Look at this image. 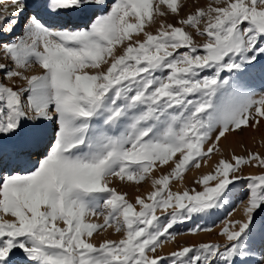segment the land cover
Instances as JSON below:
<instances>
[{"label": "snow or ice", "instance_id": "6c2138e0", "mask_svg": "<svg viewBox=\"0 0 264 264\" xmlns=\"http://www.w3.org/2000/svg\"><path fill=\"white\" fill-rule=\"evenodd\" d=\"M160 3L177 17L183 7ZM215 3L156 34L146 22L168 13L152 0L0 4V264H264V173L242 168H264V155L221 158L195 182L202 190L170 188L221 138L264 118L254 91L257 81L264 89V0ZM33 63L42 72L26 75ZM163 166L135 205L109 186ZM237 186L246 219L228 222L223 245L158 251L175 225L223 207ZM106 228L124 238L91 242Z\"/></svg>", "mask_w": 264, "mask_h": 264}, {"label": "rangeland", "instance_id": "374dc122", "mask_svg": "<svg viewBox=\"0 0 264 264\" xmlns=\"http://www.w3.org/2000/svg\"><path fill=\"white\" fill-rule=\"evenodd\" d=\"M8 2L9 0H0V4ZM178 2L182 4L183 7L179 16L177 17L176 15L171 14L166 4L160 3V0H152L154 8L156 5H159V9L168 14L165 16H160L159 13L154 10L153 22H146L145 30L156 34L162 23L165 25L173 24L175 26H181L177 23V20L186 18L187 15L194 13L196 9L204 8L206 10L210 4L214 7L218 6L215 3V0H178ZM129 20L130 22H135V17L130 16ZM206 22V19L201 21L200 27L203 28ZM186 30L194 35V39L197 43H203L206 40L205 36L196 35L194 28L186 27ZM19 32L20 29L18 27L16 34H19ZM136 38L143 39L144 37L143 34H140ZM120 51L121 50L119 46H117V52ZM88 71L91 72L94 71V69H88ZM41 72L42 68L38 64L33 63L27 69L25 74L31 76L34 74H40ZM15 83L19 86L25 85V82L19 79H17ZM256 84L257 86L254 88V91L257 93L264 92V89H261L258 86V81ZM256 98L258 99L259 96ZM208 146L209 145L207 144L204 146L205 151ZM249 153H259L264 155V118H261V123L257 127H247L242 132H232L227 134L226 138H221L220 142L216 145V151L211 155V158L207 164H204L203 161H201V167L196 168L193 166L190 169H187L182 180L170 181V188L172 191H183L186 189L191 190L193 188L196 190H202L201 186L195 182L198 181L202 175L212 172L215 168V165L221 158L225 160H231L233 154L237 156H247ZM252 163L254 164L256 162ZM242 168L243 174L245 175L264 173V168L260 166H252V164L242 165ZM170 170V167L167 166L158 168L154 167L152 172L148 174V177L139 183L128 182L126 180L120 181L118 178H110L111 182L109 186L115 188L118 192L126 193V198L129 200V202L135 205V199L137 196L147 198L149 193L155 190L152 184V179L159 178L160 176L167 174ZM244 192L245 189L242 186H237V188L233 190V195L229 199L225 200L223 207L213 210L211 214L196 217L192 220L175 225L171 230L176 234L175 239L165 241L158 251L162 255H168L171 252L176 251L178 248H182L184 246H199L201 243L208 242L223 245L226 242V237L223 234L222 229L228 224V222L242 221L246 219V198L244 196ZM241 200H244L245 204H242ZM136 207L137 210H139V206L136 205ZM161 211L162 210H157V215H160ZM4 218L12 219L10 215L5 216ZM88 218H91L93 223L103 222V216L89 215ZM60 226H63V224L60 223ZM197 226L210 230H201L196 232L190 231L192 228ZM93 237L96 240H99L98 242H93L98 245L104 240L119 241L120 239L124 238V233H118L114 230V228H106L105 230H101L98 233H94Z\"/></svg>", "mask_w": 264, "mask_h": 264}, {"label": "bare ground", "instance_id": "6f19581e", "mask_svg": "<svg viewBox=\"0 0 264 264\" xmlns=\"http://www.w3.org/2000/svg\"><path fill=\"white\" fill-rule=\"evenodd\" d=\"M89 221L92 222V221H91V218H88V217H87V222H89ZM98 241H99V240H96L94 237L92 238V242H98Z\"/></svg>", "mask_w": 264, "mask_h": 264}]
</instances>
